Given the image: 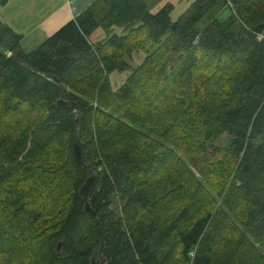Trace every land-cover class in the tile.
Masks as SVG:
<instances>
[{"label":"trees","instance_id":"obj_1","mask_svg":"<svg viewBox=\"0 0 264 264\" xmlns=\"http://www.w3.org/2000/svg\"><path fill=\"white\" fill-rule=\"evenodd\" d=\"M173 9L92 0L29 51L0 28V264H264V0Z\"/></svg>","mask_w":264,"mask_h":264},{"label":"crops","instance_id":"obj_2","mask_svg":"<svg viewBox=\"0 0 264 264\" xmlns=\"http://www.w3.org/2000/svg\"><path fill=\"white\" fill-rule=\"evenodd\" d=\"M91 2L92 0H7L2 3L0 0V28H9L12 34L19 35L24 49L23 44L29 45V39H32L29 47L37 46ZM116 31L121 33L122 29L116 28ZM105 36V31L98 28L90 39L98 41ZM6 53L10 54L9 51Z\"/></svg>","mask_w":264,"mask_h":264},{"label":"rangeland","instance_id":"obj_3","mask_svg":"<svg viewBox=\"0 0 264 264\" xmlns=\"http://www.w3.org/2000/svg\"><path fill=\"white\" fill-rule=\"evenodd\" d=\"M166 2H171L173 5H174V9L171 13V18L173 20L177 19V17L182 13L184 12L189 6L190 4L193 2V0H148V3H149V7L151 9L152 12H155L158 10V8L162 5H164ZM229 10L224 8V9H220V10H214L213 12H211L210 14H207L198 24L199 28H202L206 25V23L210 20V18H212L213 16L215 17H218L219 19H224L225 17L228 16L229 14ZM32 42V39H29V45L30 43ZM24 47H25V50H31L33 49L35 46L33 47H29V45H25L23 44ZM6 45H3V47H5ZM145 54L143 51H139V52H136L134 55H133V59H132V65L133 66H137L138 64H140L144 58ZM130 74V71H125V72H122V73H119V72H114L113 74H111V81H112V84L114 86H118L120 85L122 82H124L128 75ZM117 214L119 215L120 214V207H119V204H118V201L115 200V202L113 203L112 205Z\"/></svg>","mask_w":264,"mask_h":264},{"label":"water","instance_id":"obj_4","mask_svg":"<svg viewBox=\"0 0 264 264\" xmlns=\"http://www.w3.org/2000/svg\"><path fill=\"white\" fill-rule=\"evenodd\" d=\"M58 104L59 105H65L67 104L65 101L63 100H60L58 101ZM73 153H74V158L76 160V162L79 164V165H82L83 164V158H82V148L81 146L78 144V143H75L73 145ZM93 182H94V178L93 177H88L86 179V181L82 184V186L80 187V190H79V193L81 196L84 197V199L86 200V203H85V211L92 214V215H95L96 212L91 208L90 206V203L88 201V195H89V191L91 189V186L93 185ZM38 212L36 211L34 213V216L33 218H35L37 216ZM91 264H102L101 262H99L98 260L96 259H93L92 260V263Z\"/></svg>","mask_w":264,"mask_h":264}]
</instances>
